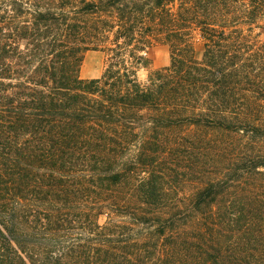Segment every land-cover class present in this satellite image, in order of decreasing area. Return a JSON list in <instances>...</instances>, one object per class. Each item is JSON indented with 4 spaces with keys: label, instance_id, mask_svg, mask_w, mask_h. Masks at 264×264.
Here are the masks:
<instances>
[{
    "label": "trees",
    "instance_id": "obj_1",
    "mask_svg": "<svg viewBox=\"0 0 264 264\" xmlns=\"http://www.w3.org/2000/svg\"><path fill=\"white\" fill-rule=\"evenodd\" d=\"M0 264H264V0H0Z\"/></svg>",
    "mask_w": 264,
    "mask_h": 264
},
{
    "label": "rangeland",
    "instance_id": "obj_2",
    "mask_svg": "<svg viewBox=\"0 0 264 264\" xmlns=\"http://www.w3.org/2000/svg\"><path fill=\"white\" fill-rule=\"evenodd\" d=\"M148 57L151 61L149 68L155 69L166 66L169 61L168 49L163 44H156L150 49ZM105 58V53L101 50L86 51L79 68V76L81 78L99 77L105 67ZM146 74V69L140 68L138 70L140 79H144Z\"/></svg>",
    "mask_w": 264,
    "mask_h": 264
}]
</instances>
